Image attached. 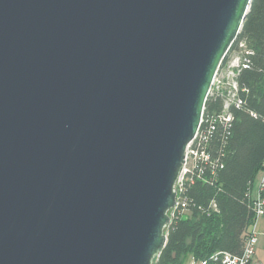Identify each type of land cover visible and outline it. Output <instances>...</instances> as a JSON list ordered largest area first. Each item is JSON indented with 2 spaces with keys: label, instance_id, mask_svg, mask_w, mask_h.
I'll use <instances>...</instances> for the list:
<instances>
[{
  "label": "water",
  "instance_id": "1",
  "mask_svg": "<svg viewBox=\"0 0 264 264\" xmlns=\"http://www.w3.org/2000/svg\"><path fill=\"white\" fill-rule=\"evenodd\" d=\"M252 0H0V264H154Z\"/></svg>",
  "mask_w": 264,
  "mask_h": 264
},
{
  "label": "trees",
  "instance_id": "2",
  "mask_svg": "<svg viewBox=\"0 0 264 264\" xmlns=\"http://www.w3.org/2000/svg\"><path fill=\"white\" fill-rule=\"evenodd\" d=\"M242 40L254 51L250 68L238 77L244 105L232 110L235 119L230 133L220 129L211 143L213 156L220 159L216 176L187 186L192 206L173 217L167 244L154 264H186L188 255L200 262L219 251L239 255L254 223L252 187L264 163V0H252L236 42ZM222 110L221 99L206 102V113ZM212 201L216 212L209 210Z\"/></svg>",
  "mask_w": 264,
  "mask_h": 264
},
{
  "label": "built area",
  "instance_id": "3",
  "mask_svg": "<svg viewBox=\"0 0 264 264\" xmlns=\"http://www.w3.org/2000/svg\"><path fill=\"white\" fill-rule=\"evenodd\" d=\"M236 43L235 41L221 62L208 94V99H221L223 101V110L218 114H208L206 113L205 105L199 130L194 140L187 147L185 164L176 183V206L169 212L171 224L176 214L183 215L192 206V201L186 196L187 186L195 184L196 179L207 183L212 177L216 176V168L220 166V159L213 156L210 147L211 143L220 129H223L227 134L230 133L235 119L232 110H239L244 105V101L240 97L241 87L238 83V77L243 70L250 68L254 51L248 47L245 40ZM242 91L247 92L245 89ZM207 172L209 177L206 176ZM194 207L204 210L203 206ZM209 210L216 212V203L214 201L209 204ZM253 211L255 220L245 234L241 254L233 255L219 251L212 254L209 259L202 260L199 263L263 264L256 258L258 243L256 225L258 220L264 216V163L260 171L257 192L253 201Z\"/></svg>",
  "mask_w": 264,
  "mask_h": 264
},
{
  "label": "crops",
  "instance_id": "4",
  "mask_svg": "<svg viewBox=\"0 0 264 264\" xmlns=\"http://www.w3.org/2000/svg\"><path fill=\"white\" fill-rule=\"evenodd\" d=\"M260 173L255 179L252 187V197L255 198L257 187L259 183ZM256 232L258 237V243L256 248V258L264 264V216L261 217L256 225Z\"/></svg>",
  "mask_w": 264,
  "mask_h": 264
},
{
  "label": "rangeland",
  "instance_id": "5",
  "mask_svg": "<svg viewBox=\"0 0 264 264\" xmlns=\"http://www.w3.org/2000/svg\"><path fill=\"white\" fill-rule=\"evenodd\" d=\"M186 264H200V263L197 262V260L193 255H188L186 259Z\"/></svg>",
  "mask_w": 264,
  "mask_h": 264
}]
</instances>
